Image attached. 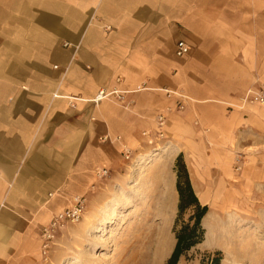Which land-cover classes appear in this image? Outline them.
Returning a JSON list of instances; mask_svg holds the SVG:
<instances>
[{
    "label": "crops",
    "instance_id": "0c3cea01",
    "mask_svg": "<svg viewBox=\"0 0 264 264\" xmlns=\"http://www.w3.org/2000/svg\"><path fill=\"white\" fill-rule=\"evenodd\" d=\"M259 90L264 0H0V264H166L179 156L208 211L177 264H225L264 153ZM77 197L80 221L43 254Z\"/></svg>",
    "mask_w": 264,
    "mask_h": 264
},
{
    "label": "rangeland",
    "instance_id": "374dc122",
    "mask_svg": "<svg viewBox=\"0 0 264 264\" xmlns=\"http://www.w3.org/2000/svg\"><path fill=\"white\" fill-rule=\"evenodd\" d=\"M258 156V160L246 165L249 167L248 176L240 186L239 206L234 204L235 209L238 208L241 213L237 224L235 223L239 233L238 238L226 248L229 259L225 264H264V153H258ZM239 158L240 161L236 163L238 171L242 170L243 164L247 162L246 154ZM191 212V209L184 211L181 223L188 222ZM126 251L120 249L119 256H123ZM213 252L202 255V259L209 263ZM72 253L70 255L78 252L73 250Z\"/></svg>",
    "mask_w": 264,
    "mask_h": 264
},
{
    "label": "trees",
    "instance_id": "16d2710c",
    "mask_svg": "<svg viewBox=\"0 0 264 264\" xmlns=\"http://www.w3.org/2000/svg\"><path fill=\"white\" fill-rule=\"evenodd\" d=\"M175 167L178 175L177 191L179 194L178 213L174 225L176 244L166 264H177L181 256L203 240L204 228L201 225V219L208 211V207L200 203L193 190L181 156L176 159ZM186 209H191L192 212L188 222L181 223L182 214ZM222 258V252L215 250L209 263L204 259L202 262L204 264H220Z\"/></svg>",
    "mask_w": 264,
    "mask_h": 264
},
{
    "label": "built area",
    "instance_id": "2783aa9c",
    "mask_svg": "<svg viewBox=\"0 0 264 264\" xmlns=\"http://www.w3.org/2000/svg\"><path fill=\"white\" fill-rule=\"evenodd\" d=\"M189 47L183 42L179 41L176 45V55L184 56L188 53ZM104 96V92L100 91L98 93V98ZM250 102L257 104H264V90H259L251 95L249 98ZM84 212V199L77 197L74 200V204L57 214H55L48 225H46L41 231V241H42V251L46 254L51 244H53L56 239L57 233L64 228L68 223L79 222L82 214Z\"/></svg>",
    "mask_w": 264,
    "mask_h": 264
}]
</instances>
